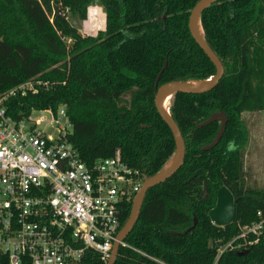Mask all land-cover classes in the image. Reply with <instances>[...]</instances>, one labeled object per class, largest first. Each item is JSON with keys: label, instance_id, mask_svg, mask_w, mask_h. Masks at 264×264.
<instances>
[{"label": "trees", "instance_id": "1", "mask_svg": "<svg viewBox=\"0 0 264 264\" xmlns=\"http://www.w3.org/2000/svg\"><path fill=\"white\" fill-rule=\"evenodd\" d=\"M199 0H0V96L32 81L36 92L12 96L4 106L14 119L33 110L64 107L68 142L92 164L119 150L146 180L175 153L154 98L158 85L205 81L215 75L210 59L188 30ZM100 6L105 28L82 36L72 21ZM205 40L223 65L216 86L204 93H175L170 114L184 141V160L167 180L149 189L139 217L114 264H264V241L240 251L218 247L264 213V187L244 183L247 127L243 113L264 111V0H220L200 16ZM227 117L223 136L208 150L219 122L197 129L211 114ZM224 186L234 198V218L215 226L209 211ZM123 204L121 225L131 212ZM189 233H183L193 224ZM247 252L239 256V252ZM84 264H105L86 252Z\"/></svg>", "mask_w": 264, "mask_h": 264}, {"label": "built area", "instance_id": "2", "mask_svg": "<svg viewBox=\"0 0 264 264\" xmlns=\"http://www.w3.org/2000/svg\"><path fill=\"white\" fill-rule=\"evenodd\" d=\"M28 91L36 92L31 80L0 96V264H84L88 251L106 264L122 228L123 204L133 200L142 177L119 150L82 162L67 139L64 107L8 115L5 101ZM256 215L218 247L215 263L224 252L264 241V213Z\"/></svg>", "mask_w": 264, "mask_h": 264}, {"label": "water", "instance_id": "3", "mask_svg": "<svg viewBox=\"0 0 264 264\" xmlns=\"http://www.w3.org/2000/svg\"><path fill=\"white\" fill-rule=\"evenodd\" d=\"M218 1L220 0H199L195 4V6L191 9L188 17V30L190 32V35L193 38V40L196 42V44L199 46V48L213 63L216 70L215 75L209 78L208 80L201 81L204 82V84H202L201 86L188 85L187 82L189 81L169 82L162 85H158L160 77L165 68L164 66V68L161 70V72L158 74L155 80L156 95L154 98V105L161 120L167 125V127L171 132L175 144V153L172 158L176 156V161L173 164V166L168 170L163 172V169L165 168L164 167L159 173L143 181L140 190L137 192V194L132 200L131 212L128 217V220L120 229L117 235V241L114 243L112 254L106 264L115 263L121 243L125 241L126 237L132 231L134 225L138 220L140 207L142 205L143 199L147 191L159 185L160 183L164 182L168 178H170L180 168V166L183 163L184 153H185L184 141L177 124L174 122L170 114L169 106H168V110H165L162 106L163 98L165 96H170L171 99L172 95L178 92L187 93V94H200V93L208 92L216 86V84L224 74L223 65L220 62V60L217 58L215 53L212 51V49L209 47V45L207 44L200 24V16L202 12L206 10L209 6H211L212 4ZM197 26L201 29V32L198 31ZM213 122H219L220 127L215 137L211 141V143L203 147L202 151H208L214 148L218 144V142L220 141L221 137L224 134L227 124V117L222 112L213 113L210 115V117L207 120L198 124L196 128L200 129L202 127L210 125ZM234 203L235 201L231 192L224 186L220 187L216 193L215 207L211 209L208 213L211 222L218 227H226L230 225L234 218ZM195 226H196V218L193 219V224L191 227L187 228L183 233H175V235L180 236L183 234H187L193 228H195ZM246 252L247 250H245L244 252H239L238 255L242 256Z\"/></svg>", "mask_w": 264, "mask_h": 264}, {"label": "rangeland", "instance_id": "4", "mask_svg": "<svg viewBox=\"0 0 264 264\" xmlns=\"http://www.w3.org/2000/svg\"><path fill=\"white\" fill-rule=\"evenodd\" d=\"M91 10L89 8L87 20L90 16V20L93 18ZM87 20L72 21V24L80 29L82 23L88 22ZM242 119L248 133L243 151L244 183L250 188L260 189L264 187V111L243 113Z\"/></svg>", "mask_w": 264, "mask_h": 264}, {"label": "crops", "instance_id": "5", "mask_svg": "<svg viewBox=\"0 0 264 264\" xmlns=\"http://www.w3.org/2000/svg\"><path fill=\"white\" fill-rule=\"evenodd\" d=\"M89 8L92 9L91 11L93 18L92 20H90L91 18L90 16L88 20L86 19L88 22L82 23L79 32L81 34H85V36H95L98 31L104 30L105 28V14L103 12V9L99 6L94 5V6H90ZM88 11H87V18H88Z\"/></svg>", "mask_w": 264, "mask_h": 264}, {"label": "bare ground", "instance_id": "6", "mask_svg": "<svg viewBox=\"0 0 264 264\" xmlns=\"http://www.w3.org/2000/svg\"><path fill=\"white\" fill-rule=\"evenodd\" d=\"M198 31L201 32V29L197 26ZM188 85L191 86H201L202 84H204V82L201 81H189L187 82ZM169 102H170V96H165L162 100V106L165 110H168V106H169ZM176 161V156L174 158L171 159V161L165 166V168L163 169V172L168 170L169 168H171L173 166V164Z\"/></svg>", "mask_w": 264, "mask_h": 264}]
</instances>
